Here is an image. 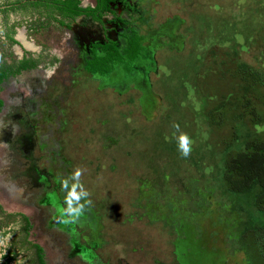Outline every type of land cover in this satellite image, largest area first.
<instances>
[{
	"label": "rangeland",
	"instance_id": "374dc122",
	"mask_svg": "<svg viewBox=\"0 0 264 264\" xmlns=\"http://www.w3.org/2000/svg\"><path fill=\"white\" fill-rule=\"evenodd\" d=\"M113 4L103 24L10 12L16 43L3 38L0 14V70L10 69L0 82V264H39L33 244L46 264H264L240 239L264 226L255 192L233 193L223 178L228 152L264 126L237 121L225 149L229 128L209 125L199 83L220 58L206 59L215 46L264 78V0ZM133 31L139 58L107 74L86 68L93 43L108 38L125 53ZM24 54L35 66L16 73ZM176 123L192 141L187 158ZM78 167L92 203L65 223L61 185Z\"/></svg>",
	"mask_w": 264,
	"mask_h": 264
},
{
	"label": "trees",
	"instance_id": "16d2710c",
	"mask_svg": "<svg viewBox=\"0 0 264 264\" xmlns=\"http://www.w3.org/2000/svg\"><path fill=\"white\" fill-rule=\"evenodd\" d=\"M114 0H96L95 6H82L81 0H6L0 4V14L4 17V34L11 43H16L15 25L9 23L10 12H28L39 14L49 20L65 24V20H74L79 15L91 16L94 20L104 23V11L115 13L111 6ZM140 35L129 37V47L122 53L115 42L109 40L105 43H97L94 48L100 46L105 52L99 55L93 49V58L87 62V69L91 72L107 73L112 70V64L116 61L129 63L140 56L142 46ZM219 47L209 49L206 59L215 57L212 65L213 73L201 70L199 83L208 92L210 102L206 108L209 125L215 131H221L228 127V136L224 142L225 149H229L234 141L239 139L236 122H246L249 126H264V78L251 66L238 61V53L219 50ZM25 57L20 60L19 70L28 68ZM221 65V66H220ZM210 66V64H209ZM0 72V82L3 78ZM211 75V76H209ZM216 89L213 92L204 85L211 83ZM211 92V93H210ZM2 100L0 99V106ZM224 181L227 188L233 193H254V203L258 210L264 212V130L248 137L242 150L228 152L224 162ZM8 215H20L22 213H9ZM240 239L245 244L253 242L259 247L264 257V226L254 225L246 227L240 234ZM37 248L39 264H46L43 248L33 244ZM8 258L1 264H10Z\"/></svg>",
	"mask_w": 264,
	"mask_h": 264
},
{
	"label": "clouds",
	"instance_id": "9594fccd",
	"mask_svg": "<svg viewBox=\"0 0 264 264\" xmlns=\"http://www.w3.org/2000/svg\"><path fill=\"white\" fill-rule=\"evenodd\" d=\"M173 127L176 129V132L179 133L178 150L183 157L187 158L192 151L191 138L187 133L180 131V125L178 123L173 124ZM82 174L83 169L78 167L69 177L62 181L61 190L66 192L64 202L67 205L66 209H64V214L68 217L65 223L76 222L85 211L86 206H90L92 203V201L88 199L90 193L81 182ZM70 181L72 182L71 185ZM81 201H83V203Z\"/></svg>",
	"mask_w": 264,
	"mask_h": 264
},
{
	"label": "flooded vegetation",
	"instance_id": "af4514ba",
	"mask_svg": "<svg viewBox=\"0 0 264 264\" xmlns=\"http://www.w3.org/2000/svg\"><path fill=\"white\" fill-rule=\"evenodd\" d=\"M114 2H116V0H114L113 2H111V6H112V8H113V10L115 11V14L114 13H111V14H114V15H117L116 14V7L114 6ZM3 4V3H2ZM81 5L82 6H85V5H83L82 4V0H81ZM96 5V0H95V4H93V5H91V6H95ZM87 6H89V5H87ZM105 13H109V12H107V11H104V15H105ZM34 14H36V13H34ZM2 15V14H1ZM37 15H39V14H37ZM104 15H103V17H104ZM40 16V15H39ZM79 16H85V17H90L91 19H93L91 16H87V15H79ZM78 16V17H79ZM10 17V16H9ZM41 17H43V16H41ZM44 18H46V17H44ZM47 19V18H46ZM76 19V18H75ZM49 20V19H48ZM67 20H69V19H67ZM72 20V19H71ZM94 20V19H93ZM94 21H96V20H94ZM104 21V20H103ZM97 22H99V21H97ZM9 23H10V18H9ZM99 23H101V22H99ZM101 24H103V23H101ZM2 27H3V30H2V33H3V38H5V40H7V38H6V36H5V34H4V17H3V15H2ZM16 30V29H15ZM138 34V32H136V31H133V34L132 33H130V36H127V35H125L126 36V39H127V42H128V44H129V37H132L134 34ZM17 40V39H16ZM109 40H111V39H108V38H106V40L105 41H103V42H98V43H105V42H109ZM8 41V40H7ZM112 42H115L114 40H111ZM9 42V41H8ZM116 43V42H115ZM140 43H141V38H140ZM95 44H97V43H93V46H92V50H91V52H92V58H93V55H94V53H93V49H96V52L99 54V55H104L105 54V52L103 51V49L100 47V46H98V47H96V48H94V45ZM117 44V43H116ZM130 45V44H129ZM118 46V45H117ZM141 46H142V44H141ZM119 48V47H118ZM98 49H100L101 51H102V54H100L99 53V50ZM120 49V48H119ZM128 49V48H127ZM126 49V50H127ZM141 52H142V50H141ZM140 55H141V53H140ZM26 58V59H28V64H30V65H32V66H35V61H34V59H30V58H28L25 54L19 59V60H17L16 61V63H15V65H14V67H12V68H14V70H16L15 72L16 73H20L21 71H23V70H25V69H28V68H30V67H32V66H30V67H28V68H22V69H18L19 68V66H20V60L21 59H23V58ZM91 58V59H92ZM139 58V57H138ZM91 59H89V60H91ZM137 59V58H136ZM136 59H134V60H136ZM88 60V61H89ZM87 61V62H88ZM131 61H133V60H131ZM118 61H116V62H114L113 64H112V70H113V66L115 65V63H117ZM130 62V61H129ZM127 64H129V63H127ZM86 68H87V65H86ZM10 69H7V68H3V69H1L0 71H1V73H3L4 75H3V78H2V81L4 80V78H5V75L8 73V71H9ZM111 70V71H112ZM110 71V72H111ZM91 72V71H90ZM110 72H107V73H110ZM93 73H99V72H93ZM107 73H99V74H107ZM1 81V82H2ZM12 257H14V256H12ZM8 258H10V256L8 257ZM7 260V259H6ZM5 260V261H6Z\"/></svg>",
	"mask_w": 264,
	"mask_h": 264
}]
</instances>
